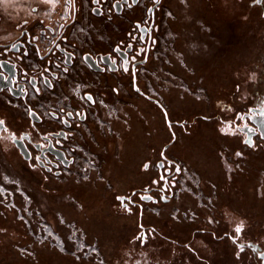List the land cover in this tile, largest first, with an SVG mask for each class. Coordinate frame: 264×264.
I'll return each instance as SVG.
<instances>
[{"label": "rangeland", "instance_id": "obj_1", "mask_svg": "<svg viewBox=\"0 0 264 264\" xmlns=\"http://www.w3.org/2000/svg\"><path fill=\"white\" fill-rule=\"evenodd\" d=\"M59 1L0 0V18L31 17L33 6L47 15ZM164 2L160 42L137 83L175 118L190 115L192 110L212 115L222 106L217 100L231 98L237 84L245 79L247 83V72L254 71L264 47V26L254 22L249 0ZM91 21L102 23L100 18ZM87 31L77 25L73 37L82 40L91 35ZM128 79L127 86L120 82L118 93L104 100L109 109L102 107L100 121L87 124L91 130L82 138L79 165L53 178L46 189L28 181L19 163L6 158L0 149V264H236L227 248L232 239L229 233H235L227 227L224 210L230 213L232 225L243 222L248 234L264 241V151L243 147L240 157L232 150L223 152V142L211 128L215 121L199 116L186 124H174L178 137L168 152L182 166L178 187L172 200L146 204L141 222L144 227L156 224L174 238L181 235L182 241L192 229L212 223L217 233L228 235L219 243L208 233L197 232L199 241L193 240L192 246L198 249V258L186 248L179 253V248L161 238L140 241L136 221L121 218L131 214L137 219V209L128 212L117 207L114 196L133 189L132 184L153 182V161L144 158L153 129L132 122L150 117L155 123H165L161 110L133 90ZM168 140L169 135L153 150L158 153ZM90 159L95 164L84 171L83 164ZM108 199L115 204L112 214L103 205ZM217 252H223L219 256L223 262Z\"/></svg>", "mask_w": 264, "mask_h": 264}, {"label": "flooded vegetation", "instance_id": "obj_2", "mask_svg": "<svg viewBox=\"0 0 264 264\" xmlns=\"http://www.w3.org/2000/svg\"><path fill=\"white\" fill-rule=\"evenodd\" d=\"M115 1L99 0L95 3L93 0H61L56 10L47 15L44 11L41 12L39 7L33 6L31 17L9 20L2 16L0 18V62L7 61L0 67V81L5 83L0 89V119L5 121L3 127L7 128V131L0 130V149L6 158L19 163L20 171L36 187L46 189L53 178L63 175L73 165H79L84 143L82 138L87 130H91L90 126L87 128V124L100 121L103 108L105 107L106 111L109 109L104 100L112 99V95L118 93L120 82L127 86L126 80L130 78L134 90L133 70L137 81L141 76L142 67H146L155 55L163 28L164 0H138L137 3L128 0L122 4L120 12L115 10ZM248 7L255 16L254 22L259 23L258 27L264 26V0H249ZM137 10L138 13L134 14ZM92 18L102 19L101 25H94ZM77 25L87 27V33L91 35L82 36V40L73 37ZM93 39H96V43ZM262 42L264 44V41ZM13 45H16V48H13ZM129 45H132V48H129ZM117 47L121 49L120 52L114 51ZM25 52L28 53L27 56L24 55ZM69 53L71 59L67 60ZM85 57H89L97 69L91 68ZM102 57L107 59L102 60ZM113 60L116 61L115 64ZM125 60L128 61L129 72L123 70ZM257 60L254 71L247 72V83L245 79L243 84H237L233 98L217 100L222 106L212 115L205 116L200 111L195 113L196 111L192 110L190 115L179 114L175 118L162 103L173 127V130L168 127L171 135L164 144H168L163 151L166 157L161 155L163 145L153 160V182L135 188V193H132L133 188L121 194L125 196L123 202L117 199L118 195L114 196L117 207L128 212L137 209V235L140 241L154 242L161 238L167 244L172 243L179 248V253L186 248L194 251L198 258V249L195 245L192 246L193 240L199 241L197 232L208 233L217 242L222 236L228 235L217 233L216 225L212 223L213 225L210 224L206 228L192 229L188 238L182 241L181 235H175V238L169 236L156 224L142 228L140 222L146 204L172 200L178 187L179 177L183 172L182 166L177 158L168 152L178 137L174 124H186L188 120L193 121L198 116L201 119H213L215 122L211 128L223 142V152H242L243 147L264 151V47ZM45 68L50 70L45 72ZM45 78L51 86L45 82ZM87 96L92 99H86ZM156 106L163 113L166 123L164 112ZM29 110L35 113V116H31ZM68 112L73 115L68 116ZM77 113H81L83 118L76 115ZM185 116H190V119L186 120ZM64 121L68 123L65 124ZM226 127L230 131L222 132L221 129ZM248 129L252 131L249 132ZM173 134L175 139L171 141ZM21 137L23 139H20ZM248 138L254 146L244 142ZM110 141L108 139L107 145ZM20 145L27 157L20 152ZM246 152L247 150L244 151ZM160 164L164 166L158 167ZM176 166H179L180 171H176ZM146 186L150 189L148 192L143 189ZM170 193L171 196L168 197ZM222 212L227 219V227L234 229L238 224L232 225L230 213L226 210ZM229 236L232 239L227 248L237 260L236 264L240 261L245 264H264L263 238L248 234L244 226L235 243L233 237H236V233H229ZM166 243L161 242V245L165 244L167 247ZM239 245H243V251ZM175 249L173 247L171 251L174 252ZM222 253H216L221 262ZM241 256L244 259H241Z\"/></svg>", "mask_w": 264, "mask_h": 264}, {"label": "crops", "instance_id": "obj_3", "mask_svg": "<svg viewBox=\"0 0 264 264\" xmlns=\"http://www.w3.org/2000/svg\"><path fill=\"white\" fill-rule=\"evenodd\" d=\"M146 107H147V109H149V110H151V111H153L152 109H151V107L149 106V105H145ZM154 111H156L155 109H154ZM153 111V112H154ZM158 115V114H157ZM157 115H153V117H156ZM138 118H140L139 117V115H138ZM140 121L139 122H141V124L138 122V123H135V122H132L133 123V125H136V124H139V125H143L144 124V126L146 125L147 127H149V128H151L152 127V129H153V131H152V134H151V139H149V141H148V147H149V153L148 154H145L144 156V158H145V160H148V161H153L156 157H157V155H158V153L155 151V150H153V148L155 149L156 147L159 149V147H158V145H160L159 144V142L160 143H162V142H165V139L168 137V135H169V137H170V131H169V129H168V126L166 127L165 125H167L166 123H165V119H164V117H163V122L165 123V125H163V124H161V123H155L154 121L155 120H152L150 117L148 118V119H143V118H140L139 119ZM161 122V121H160ZM114 124H115V122H114ZM116 128H118V125H117V123H116ZM119 129V128H118ZM176 130V129H175ZM118 134L119 133H117L116 134V138H117V136H118ZM156 142H158V143H156ZM161 147V146H160ZM143 160V159H142ZM154 168L152 167V169L150 170L151 171V176H153V174H154ZM135 171H137V172H139L137 169H135ZM145 175V173H142V176H144ZM145 184H147V181H145V182H143L142 184H132V188H137V187H139V186H143V185H145ZM102 202V201H101ZM105 203H106V207H105V210H106V212L108 213V214H112V207L114 206L113 205V203H112V201L110 200V199H108V200H106L105 202H103V205H105ZM70 211V210H69ZM68 213H70V212H68ZM71 215V214H70ZM131 215V214H130ZM130 215H125V216H122L121 218H123V219H126V220H129V221H136V223H137V226H138V217H137V219H133L134 218V216H130ZM106 216H107V214H106ZM121 216V215H120ZM130 216V217H129ZM149 217H150V219L151 218H153V216H151V215H149ZM108 218H110V217H108ZM119 219V218H118ZM113 220V219H112ZM117 220V219H116ZM11 224V223H10ZM21 226V225H20ZM139 227V226H138ZM21 228H22V226H21ZM131 230V229H130ZM133 231H135L134 229H132ZM132 230H131V233H133L132 232ZM126 231L128 232L129 231V228H127L126 229ZM126 232V233H127ZM130 232V231H129ZM137 232V231H136ZM23 235H24V233H23ZM135 247H136V245H134ZM147 247H151V246H147ZM125 252V251H124Z\"/></svg>", "mask_w": 264, "mask_h": 264}, {"label": "snow or ice", "instance_id": "obj_4", "mask_svg": "<svg viewBox=\"0 0 264 264\" xmlns=\"http://www.w3.org/2000/svg\"><path fill=\"white\" fill-rule=\"evenodd\" d=\"M44 2H45V3H52L53 0H44ZM93 2L98 3L99 0H93ZM118 2H119V0H118ZM137 2H138V0H133V3H137ZM157 2H158V0H157ZM129 6L131 7V5H129ZM114 7H115V5H114ZM149 11H151V9H149ZM25 23H27V22H25ZM61 27H63V25H61ZM36 38H37V37H33V39H36ZM57 47H59V46L57 45ZM128 47H129V48H132V45H129ZM13 48H16V45H13ZM114 51H116V52H120L121 49H120L119 47H117ZM38 53H39V50H37V55H38ZM24 55L27 56L28 53L25 52ZM138 55H139V53H138ZM41 59H43V57H41ZM66 59H67V60H70V59H71V54H70V53L67 55V58H66ZM85 59L87 60L88 57H85ZM101 59L104 60V59H107V58H106V57H102ZM133 59H135V58H133ZM6 63H7V61L0 62V67H3V65L6 64ZM115 63H116V61L113 60V64H115ZM127 65H128V61L125 60V62H124V68H123V70H124L125 72H129V68L127 67ZM56 67L58 68L59 65H56ZM49 70H50V69H48V68H45V69H44L45 72H48ZM65 71H67L66 68H65ZM133 75H134V73H133ZM45 82L48 83L49 86H51V85H50V82L47 81V78H45ZM33 86H35V85H33ZM136 90H137L138 92L140 91L139 88H137ZM76 91H77V93H79V88H77ZM37 92H39V89H37ZM141 94H143V93H141ZM86 99L91 100L92 98H91V96H87ZM29 114H30L31 116H35V113L31 112V110H29ZM67 115H68V116H72L73 113H72V112H68ZM76 115L81 116V118H83V116H82L81 113H77ZM64 123L67 124L68 122H67V121H64ZM4 125H5V121L2 120V119H0V130L7 131V128H6V127H3ZM170 126H171V125H170ZM245 127H246V126H245ZM221 131L224 132V133H227V132L230 131V129L226 127V128L221 129ZM248 131L251 132L252 129H248ZM12 138L15 139V136H13ZM262 138H264V137H262ZM20 139H23V137H21ZM244 142H245L246 144H248L249 146H254L250 138L246 139ZM235 155H236L237 157H240V156L242 155V153H241V152H236ZM37 159H39V157H37ZM169 163H171V162H169ZM157 166H158V167H163L164 165H163V164H160V165H157ZM144 167H145V169H147V168L149 167V165H148V164H145ZM226 167H227V170H228L229 172L232 171V167H231V165L227 164V162H226ZM176 171H180L179 166H176ZM161 179H164V178L161 177ZM118 199H120L121 202H123V200H124L125 198H123V197H119ZM149 199H150V197H149ZM243 226H244V225H243V222H241L240 224H238V225L235 226L234 231H235V233H236V237H233V242H234V243L236 242L237 237H239L240 233L242 232ZM49 235H51V233H49ZM239 247H240V250L243 251V245H239ZM62 250H63V249H62Z\"/></svg>", "mask_w": 264, "mask_h": 264}, {"label": "water", "instance_id": "obj_5", "mask_svg": "<svg viewBox=\"0 0 264 264\" xmlns=\"http://www.w3.org/2000/svg\"><path fill=\"white\" fill-rule=\"evenodd\" d=\"M128 2V0H119V2H118V0H116L115 2H114V5H115V10L117 11V12H120L121 11V7H122V4L123 3H127ZM132 3H133V0H132ZM157 3V2H156ZM87 61V63L90 65V67L91 68H93V69H97V67L95 66V64L92 62V60L88 57V59L86 60ZM134 66V65H133ZM133 73H134V70H133ZM5 85V83H3V82H1L0 81V89L2 88V86H4ZM133 88H134V90H136L137 88H139V92L138 93H143L142 95L144 96V97H146L147 99H149L150 101H152L153 103H155L156 105H158L161 109H162V111L164 112V114H165V117H166V123H167V126L169 127V129H171V130H173V127H172V122L170 121V119L168 118V113H167V109L164 107V105L162 104V102L158 99V98H156L155 96H152V95H150L149 93H146V92H144L141 88H140V86L138 85V83H137V81H136V76H135V74L133 75ZM171 125V126H170ZM175 139V134H173V137H172V139H171V141H173ZM170 141V142H171ZM168 144H166V145H164V147H163V149H162V151H161V155H162V157H166L165 156V154H164V149H165V147L167 146ZM19 149H20V152L21 153H23L24 154V156H26L27 157V155L25 154V150H24V148L23 147H21V145L19 146ZM144 189V191L145 192H148L150 189H148V187L146 186V187H144L143 188ZM137 191V189H134V190H132V193H135ZM171 196V193L169 194V196L168 197H170ZM119 197H125V196H122V195H118L117 196V199L119 198ZM128 199H130V196H128L127 197ZM149 198H147V200H148ZM168 199V198H167ZM154 201L156 200V199H153ZM162 200H165V199H163L162 198ZM132 202V201H131ZM141 213H142V211H140V215H141ZM140 227H142L143 228V225H142V223L140 222ZM261 253H263V252H261Z\"/></svg>", "mask_w": 264, "mask_h": 264}, {"label": "built area", "instance_id": "obj_6", "mask_svg": "<svg viewBox=\"0 0 264 264\" xmlns=\"http://www.w3.org/2000/svg\"><path fill=\"white\" fill-rule=\"evenodd\" d=\"M95 164V160L94 159H90L89 161H86L84 164H83V170H88L89 167H91L92 165ZM81 168V166H80Z\"/></svg>", "mask_w": 264, "mask_h": 264}]
</instances>
